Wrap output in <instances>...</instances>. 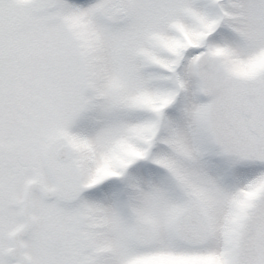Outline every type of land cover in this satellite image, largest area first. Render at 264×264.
<instances>
[{
	"label": "snow or ice",
	"instance_id": "obj_1",
	"mask_svg": "<svg viewBox=\"0 0 264 264\" xmlns=\"http://www.w3.org/2000/svg\"><path fill=\"white\" fill-rule=\"evenodd\" d=\"M0 264H264V0H0Z\"/></svg>",
	"mask_w": 264,
	"mask_h": 264
}]
</instances>
